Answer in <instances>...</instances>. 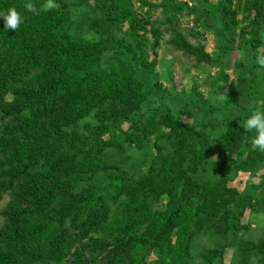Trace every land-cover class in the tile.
I'll use <instances>...</instances> for the list:
<instances>
[{
  "label": "trees",
  "instance_id": "obj_1",
  "mask_svg": "<svg viewBox=\"0 0 264 264\" xmlns=\"http://www.w3.org/2000/svg\"><path fill=\"white\" fill-rule=\"evenodd\" d=\"M163 1L165 17L155 25L131 0H98L102 27L93 26L105 38L88 42L66 27L70 4L88 0H56L58 8L39 15L25 10L26 0H0V12L15 7L24 18L14 31L0 17V201L10 198L0 211V264H225L232 246L236 264H264V235L245 240L242 223L246 210H264V152L252 150L255 132L243 128L253 111H264L257 63L264 0ZM31 2L39 10L45 0ZM184 14L220 37L222 54L249 47L252 64L233 60L241 94L221 70L207 81L208 101L179 99L174 114L161 107L176 98L160 91L150 60L163 31L196 64L218 62L178 29ZM124 24L129 40L115 34ZM111 50L115 57L104 64ZM149 97L160 105L140 111ZM196 107L226 113L221 134L194 118ZM91 116L94 123L79 131ZM145 144L155 151L138 177L102 174L109 149ZM225 172L257 182L239 191L229 178L213 180ZM210 235L201 247L200 237Z\"/></svg>",
  "mask_w": 264,
  "mask_h": 264
},
{
  "label": "rangeland",
  "instance_id": "obj_2",
  "mask_svg": "<svg viewBox=\"0 0 264 264\" xmlns=\"http://www.w3.org/2000/svg\"><path fill=\"white\" fill-rule=\"evenodd\" d=\"M98 0H88V3L82 5L70 4V8L66 11L69 14L68 23L66 24L69 33L77 38H81L88 42H93L105 38L104 34H99L96 29H94L93 24L99 25L102 19L100 14H103L94 9V5ZM179 2L187 3L190 6H200L201 0H177ZM163 0H131L132 9L139 16H149L150 20L159 25V21L165 17L163 8L159 5L162 4ZM210 4L215 5L216 0H209ZM69 3V2H68ZM144 3H149L153 5H158L159 7L150 9ZM207 7V5H206ZM244 15H238V19H241ZM178 29L185 35L188 42L192 45L201 44L204 46V51L218 58V62L210 65L206 63L196 64L195 59L191 56L183 54L181 51L175 49L170 43V35L163 31L162 40L160 47L156 51V55H150V60H155L156 65L154 72L156 75V85L159 86L160 91L163 94L169 93L175 100L171 102H164L161 107L169 106L173 108V113H180L182 111L183 103H179V99L190 100L191 98L198 97L199 100L208 101L210 97V89L207 88V81L211 80L216 74L223 70L228 75L230 80L234 81V86L237 91L241 94L245 88L243 82L236 80L235 75L232 73L233 69V60H246L248 64L251 62V49L246 47L240 50H230L225 54H222V50L219 49V46H222V41L213 31H207L205 28L200 26V23L195 22V17L183 15L179 19ZM127 25V24H126ZM124 24L122 30H116L115 34L117 38H126L127 36V26ZM165 27L162 26V30ZM108 27L105 29L103 26V31H108ZM264 48L260 49L261 55H263ZM115 57L114 50L107 52L104 56V64H107L111 59ZM196 91V93H195ZM225 99L221 102L223 104ZM160 105L158 99L149 97L147 102L142 106L140 111L151 112ZM225 112L216 111L213 114L208 111L204 115V112L199 109V107L194 108V118L196 116L197 120L203 119L205 122H212L213 129H207L209 134L213 137H217L221 134L224 129V116ZM227 116V115H226ZM186 121H189L188 118L184 117ZM86 123H94V118L88 117L78 126V130L83 132L84 126ZM128 125H124L123 129H127ZM153 140V138H152ZM151 145H144L143 149H137L134 145L127 147L124 146L120 149L111 148L108 150L107 165L108 169L106 174H118L125 172L128 175L138 177L140 171L142 173L145 170L143 166L146 160H149L153 156L155 149ZM147 163V162H146ZM208 173L205 175V179L211 177L210 173L212 167L207 166ZM229 178V184L239 191H243L245 188H249L251 184L257 182V179L254 177L249 178L248 175L239 173L237 175H230L225 172L223 175L216 173L213 175V180L219 177ZM259 183L264 185V180H260ZM10 198L8 195H4L0 201V211L8 204ZM2 218L0 216V222ZM242 223L249 226L244 239L255 241L264 235V210L256 209L255 211L246 210L244 217L242 218ZM213 237L210 235L208 237H200L201 247L210 245ZM234 246L229 249L227 254L224 257L225 264H236V257L234 253Z\"/></svg>",
  "mask_w": 264,
  "mask_h": 264
},
{
  "label": "clouds",
  "instance_id": "obj_3",
  "mask_svg": "<svg viewBox=\"0 0 264 264\" xmlns=\"http://www.w3.org/2000/svg\"><path fill=\"white\" fill-rule=\"evenodd\" d=\"M56 0H45L40 6L39 10L31 0H26L24 8L26 11L39 15L40 12H47L58 8ZM0 17H3L5 21V28L17 31L24 21L20 12L15 7H11L7 12H0ZM257 63L260 67L264 68V55L257 56ZM222 98L226 96L221 95ZM245 132H255V136L251 140L252 150H258L264 152V111L256 110L246 119L243 123Z\"/></svg>",
  "mask_w": 264,
  "mask_h": 264
}]
</instances>
